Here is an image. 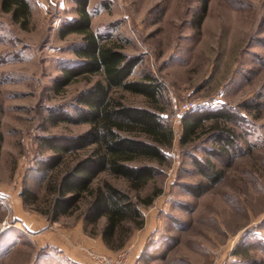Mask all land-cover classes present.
I'll return each mask as SVG.
<instances>
[{
  "label": "rangeland",
  "instance_id": "obj_1",
  "mask_svg": "<svg viewBox=\"0 0 264 264\" xmlns=\"http://www.w3.org/2000/svg\"><path fill=\"white\" fill-rule=\"evenodd\" d=\"M28 1L26 29L0 9V196L13 224L0 230V264H72L56 247L30 235L42 229L34 219L44 217L39 210L52 197L34 165L52 154L41 146L42 136L87 129L86 123L52 124L45 116L53 108L72 111L77 93L100 75L78 77L60 92L53 89L61 67L77 59L73 48L81 35H58L62 21L76 16L75 1ZM204 1V18L196 26L192 18ZM88 8L96 33L141 57L130 78L151 72L162 86L156 103L124 89L114 96L156 109L174 132L171 145L163 148L166 163L153 162L158 172L139 192L145 196L161 189L150 205H140L146 225L126 244H133L128 264H264V0H89ZM185 102L188 108L182 107ZM198 107H224L234 115L226 124L235 134L228 155L213 154L216 143L206 128L190 143H179L182 113ZM83 154L65 155L48 180H57ZM196 160L223 170L222 178L198 196L187 186L208 182ZM104 180L135 194L122 176L102 172L94 184ZM24 186L38 195L36 202L23 203ZM4 202L0 227L8 214ZM86 203L83 198L56 226L73 227ZM22 211L34 220L29 226L19 221ZM236 246L244 251L234 254ZM154 248L166 255L151 254Z\"/></svg>",
  "mask_w": 264,
  "mask_h": 264
},
{
  "label": "trees",
  "instance_id": "obj_2",
  "mask_svg": "<svg viewBox=\"0 0 264 264\" xmlns=\"http://www.w3.org/2000/svg\"><path fill=\"white\" fill-rule=\"evenodd\" d=\"M74 1L76 16L62 21L58 35L61 38L70 33L81 35L80 42L73 48L77 59L61 67L53 81V89L60 92L81 76L99 74L100 77L77 93L72 111L53 108L45 116V120L52 124L74 122L86 123L88 127L76 135L41 137V146L52 150V154L38 159L34 170L38 178L46 181L52 197L48 207L39 212L47 220L56 221L60 216L73 213L80 201L87 198L81 213L84 232L90 236L100 235L108 249L119 250L126 246L132 233L145 224L140 205H150L161 192L160 188H155L145 196L139 193L157 174L156 164L166 163L163 148L171 145L174 132L161 120L156 109L125 104L114 96L116 89H124L142 94L156 103L162 86L151 72L131 79L130 75L141 57L130 56L122 50L121 45L104 40L101 34L92 29L89 0ZM206 8L207 2L204 1L201 12L193 16L192 21L196 26L201 24ZM0 9L9 13L11 20L21 28L28 27L31 17L28 0H0ZM233 117L224 107H198L184 111L180 121L179 143H190L206 128L212 132L216 143L213 154L228 155L234 146L235 134L226 124ZM79 150L84 154L76 158L57 180L52 177L48 180L49 174L62 164L65 155ZM194 162L208 182L187 186L191 194L198 196L222 178L223 170L214 168L209 161L206 164L197 160ZM102 172L124 177L135 194L131 195L108 180L95 185ZM20 194L24 204L38 199V195L28 186H24ZM155 249L151 254L166 255L165 250ZM242 251L236 246L233 253L241 254ZM55 260L45 259L48 263Z\"/></svg>",
  "mask_w": 264,
  "mask_h": 264
},
{
  "label": "crops",
  "instance_id": "obj_3",
  "mask_svg": "<svg viewBox=\"0 0 264 264\" xmlns=\"http://www.w3.org/2000/svg\"><path fill=\"white\" fill-rule=\"evenodd\" d=\"M20 213H23V211ZM22 215L19 216V221L21 223L23 222L28 225L33 223L34 220H37L42 227V229H38L35 233L30 234L32 237L34 236L33 238L40 241V243L46 242L48 245L56 247L58 251L72 261V264H90L86 254L79 248L80 245L109 251L103 243L100 235L90 236L84 232L82 219H79L71 228L63 226L60 228L59 226H56L55 221L51 222L47 220L46 217L41 216L37 219L31 220L27 217L28 215L24 213ZM42 230H45L46 232L44 233Z\"/></svg>",
  "mask_w": 264,
  "mask_h": 264
},
{
  "label": "built area",
  "instance_id": "obj_4",
  "mask_svg": "<svg viewBox=\"0 0 264 264\" xmlns=\"http://www.w3.org/2000/svg\"><path fill=\"white\" fill-rule=\"evenodd\" d=\"M182 107L188 108L189 103L185 102ZM0 193H2L1 190ZM0 200L1 202H4L1 196ZM4 207L7 208L6 210H8V214L6 215L5 219H3V221L1 222L0 230H6L7 228L13 226V224H11L9 221V208L6 206L5 202ZM132 246L133 244L129 243L124 248L114 253H109L107 251H103L91 246L87 247L85 245H80L79 248L86 254V256L93 264H128Z\"/></svg>",
  "mask_w": 264,
  "mask_h": 264
}]
</instances>
